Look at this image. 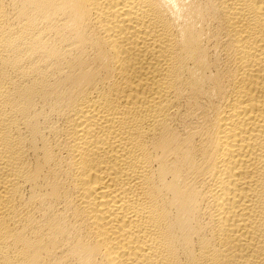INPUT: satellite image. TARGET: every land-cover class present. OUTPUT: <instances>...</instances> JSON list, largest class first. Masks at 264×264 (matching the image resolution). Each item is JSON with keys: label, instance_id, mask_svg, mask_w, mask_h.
<instances>
[{"label": "bare ground", "instance_id": "6f19581e", "mask_svg": "<svg viewBox=\"0 0 264 264\" xmlns=\"http://www.w3.org/2000/svg\"><path fill=\"white\" fill-rule=\"evenodd\" d=\"M0 264H264V0H0Z\"/></svg>", "mask_w": 264, "mask_h": 264}]
</instances>
